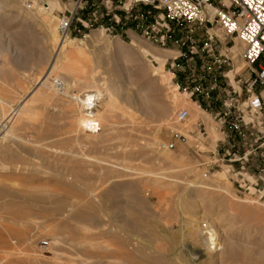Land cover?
<instances>
[{
    "label": "rangeland",
    "instance_id": "374dc122",
    "mask_svg": "<svg viewBox=\"0 0 264 264\" xmlns=\"http://www.w3.org/2000/svg\"><path fill=\"white\" fill-rule=\"evenodd\" d=\"M12 1L11 5L4 0L5 10L0 13V100H5L1 103L4 110L16 112L38 86L37 79L47 70L60 42L58 11L74 9L75 3ZM48 2L52 13L33 14L38 4ZM89 5L78 10L67 38L75 41L83 54L68 62L71 69L60 66L49 85L58 74L76 90L82 92L90 86L100 91L96 113L104 112L103 105L112 96L119 107L112 110L113 123L101 125L102 134L93 138L98 134L76 126L74 102L48 88L52 100L38 98L26 103L35 116L10 123L16 137L0 142L6 147V151L0 150V264H264L261 138L255 141V133L245 143L230 127L232 118L220 128L221 117L216 115L220 101L213 110L204 111L205 115L197 108L196 97L185 93L183 86L178 89L182 79L180 74L174 77L172 66L178 53L165 57L167 49L177 50V46L153 43L124 17L117 23L114 13L125 14L120 8L87 25L77 17L89 18ZM18 10L34 17L23 21L15 16ZM53 34L57 38L53 39ZM253 66L258 68L259 62ZM237 68L241 71L242 64ZM242 76L244 80L249 77L245 71ZM229 88L224 83L223 93ZM182 107L189 108L191 118L180 124L174 114ZM202 117L206 127L198 125ZM177 133L186 140L181 141ZM172 141L175 148L167 146ZM248 148L256 154L245 159ZM236 153L241 158L235 160ZM76 176L86 178L93 190L88 198L93 196L103 226L66 218L69 227L63 228L56 220V202L67 194ZM149 177L160 180L156 184L142 181ZM117 183L134 186V196L117 195L104 202ZM82 188L80 183L75 186L76 201L85 197ZM124 200L135 205L136 217L146 218L155 238L120 230L124 213L113 205ZM196 223L201 227L210 223L217 231V251L212 259ZM122 236L133 240L127 251L122 248ZM56 237L80 241L82 250L78 252ZM44 239L49 240L48 250L40 248ZM135 245L148 254L132 250ZM157 257L163 263L156 262Z\"/></svg>",
    "mask_w": 264,
    "mask_h": 264
},
{
    "label": "built area",
    "instance_id": "2783aa9c",
    "mask_svg": "<svg viewBox=\"0 0 264 264\" xmlns=\"http://www.w3.org/2000/svg\"><path fill=\"white\" fill-rule=\"evenodd\" d=\"M73 1L74 9L58 11L61 36H70L78 10L89 4L90 17L85 20L77 17L87 25L117 8L124 10V16L114 13L117 23L124 17L153 43L163 46L171 43L178 47V55L172 62L174 77L180 74L182 79L178 89L183 86L185 93L196 97V103L205 111L213 110L220 101L221 110L216 114L221 117L220 128L227 118H232L230 127L245 143L257 133L255 141L261 138L259 147L264 158V0ZM114 5L116 9H112ZM257 62L259 66L255 68L253 65ZM238 63L243 66L241 71ZM244 71L249 76L245 80ZM224 83L230 87L225 93ZM190 118L191 112L186 107L174 114L176 123H187ZM197 121L199 126L206 127L203 117ZM90 130L97 132L99 122L93 121ZM177 135L185 141L181 133ZM175 145V141L167 144L169 148ZM253 153L248 148L243 158L248 159ZM234 155L235 160L240 157L237 153ZM49 245V240L44 239L40 248L48 250Z\"/></svg>",
    "mask_w": 264,
    "mask_h": 264
},
{
    "label": "bare ground",
    "instance_id": "6f19581e",
    "mask_svg": "<svg viewBox=\"0 0 264 264\" xmlns=\"http://www.w3.org/2000/svg\"><path fill=\"white\" fill-rule=\"evenodd\" d=\"M5 1L11 5L14 3L12 0H11V2H9V0H5ZM69 6H73V4H70ZM4 10H5L4 0L3 1L0 0V13ZM44 10L46 12L50 11L52 13L53 9H52L51 3H49V2L45 3L44 6H39V4H38V6L36 7V12H34L33 14L36 15V13L42 12ZM22 13L23 12L18 10L16 12L15 16L21 17L22 19H24L23 21H29L30 19H32L34 17V15H32V14L24 15ZM58 22H59V18H58ZM58 33H59V31H58ZM54 38H57L56 34H53V39ZM67 38H68V36L67 37L61 36V34L59 33V41L60 42L54 49V52H53L52 58L49 62V65L47 67V70L45 71V73H43V75L39 79H37L36 85H38V86L35 89H32L29 96L26 97L22 101L23 106L21 107V109H19L16 112H15V109L10 110V111H6L2 108V104H1V103L5 102V100H2V99L0 100V105H1L0 106V118H2L0 121V142L2 141V139L12 140L16 137V135L14 133V129L11 126V124H14L16 121L21 122V120L23 119L24 116H35L36 115V113H34L32 111V109L28 105H26V103H28L30 100L33 101V100L38 99V98H41V99H44L47 101L53 99L52 95L49 94L47 91L48 88L52 89L56 94H59V95L61 94L60 96L68 97V99L70 98V100L74 102V105L77 107V110L75 109L77 112L76 119H75V121H77L76 126H79V127L83 128L84 130L87 129L92 134L93 131L90 130L91 123L95 120L99 122V130L97 132L93 133V134H98V135H93V138L98 137L99 135L102 134V126L103 125L104 126L105 125H111L113 123V119H114L113 117L114 116L112 115V110L116 109V107H117V100L113 96L110 98L109 103H105L104 105L102 104L104 112L96 113L95 109L98 105V102H99L98 100H99V96H100V91H98L97 89H91L92 87L89 86L90 88L88 87V89L81 92L79 90L72 88V85L68 81L64 80L62 77L60 78L58 76V74L55 75L56 77L54 76V78L56 80L55 83H53L51 86L49 85V79L52 77L53 74H56V71H57V69L60 68V66H66L67 68L71 69L68 62H70L76 55H82L83 54V52H82V50H80L81 48L78 46V44H76L75 41H73V40H67ZM176 53H178L177 50L167 49L165 57L172 56ZM159 70H160V68H157L155 70V73L158 74ZM181 95H182V93H181ZM3 97H5V96H3ZM134 100H135V98H134ZM89 101H90V103H89ZM188 103L193 107L195 105H197L195 102H192V101H188ZM197 108L200 111L204 112V110L199 105H197ZM157 112H159V111H157ZM204 113H206V112H204ZM100 118H103L104 123H101ZM74 127L75 126H73V128ZM183 139H185V137ZM161 145H162V143L160 144V147H162ZM94 146H98V143L94 142ZM1 149H5V151H6V147H4V145H2V144H0V150ZM164 157H166L167 159H171L170 157H168L166 155ZM158 180H160V179L157 177H153V178L149 177V178L142 179V181H146V183H150V184H156V183H158ZM78 183L82 184V186L85 187V188H82V190H83V192H86V193H85V197H80V200L76 201L74 198V197H76V194H74V191H75V186H77ZM87 183H88V181L86 178L84 179V178H80V177L76 176V181H75V183H73V185H70L71 187H69L67 189V191H68L67 194L59 196V199L56 202V207L54 208L53 211H55V213H56L55 214L56 220L60 221V227L61 226L63 228L69 227L68 224H66L64 222V220L66 218L71 219V220H76L79 222H84V223H93V225H96V227H101L104 225L102 223V220L99 219V215L97 214V210H96L94 204L92 203L93 196H92V199H90L91 198L90 194H93L92 193L93 190L90 187H88ZM133 187L134 186H132L130 184L129 185L127 184V186H123V184L121 185L120 183L114 184V186H112V188L107 192V194L103 198V200H104V202L112 200L117 195L121 198L124 196L131 198L132 194L135 192V189ZM155 188H157V187H155ZM2 192L7 194V191H5V189H3ZM48 195L50 196L51 192L48 193ZM195 195H196V193H195ZM88 196L90 198H88ZM133 196H134V194H133ZM202 199H203V197H202ZM116 208H119L121 210V213H124L122 215L121 219L119 220V222H120L119 227L121 228V229L119 228L120 230H124V231L127 230L128 231L129 229H131L132 231H138V232L142 233L143 235H147L151 238H155L156 235H155L154 231L150 228L149 223H147L145 221L146 218L145 217L138 218L135 216L136 215L135 205L131 204L130 201L124 200L123 202H118L117 204L113 205V209H116ZM87 228H88V226H84V229H87ZM6 229L7 228L5 227V229H3V230H6ZM197 229L200 233L204 234L203 243L206 246V249L209 252V254H212L211 259L214 258V256H215L214 254L217 251V235H218L217 231L210 225V223H205V225H203V227H201V225H198ZM197 229L196 230L194 229V230L197 231ZM120 230H119L120 234L124 232V231L121 232ZM102 231L103 232L100 231L101 235L106 233L104 229H102ZM133 233H135V232H133ZM123 237L124 236H122V238ZM56 239L59 242L69 244L70 246L75 248L78 252H80L82 250L81 246L83 244L80 241H76L74 239H71L69 241H64L60 237H56ZM131 240L132 239H130L129 236L124 237L122 239L121 243H122V248L124 251H127L126 249L129 248L130 245L132 246V244H134L132 242L133 240L132 241ZM218 245H219V242H218ZM90 246L95 247V244L91 243ZM133 247L134 248L132 250H134V251H139L140 253L145 254V255L148 254L145 250H142L140 246L135 245ZM99 248L104 249L102 245L99 246ZM154 260L158 263L159 262L163 263L161 258L158 259V257H157ZM163 260H165V259H163ZM166 262H168V261H166Z\"/></svg>",
    "mask_w": 264,
    "mask_h": 264
},
{
    "label": "crops",
    "instance_id": "0c3cea01",
    "mask_svg": "<svg viewBox=\"0 0 264 264\" xmlns=\"http://www.w3.org/2000/svg\"><path fill=\"white\" fill-rule=\"evenodd\" d=\"M202 109H203V108H202ZM203 110H204V109H203ZM204 111H205V110H204ZM204 114H205V113H204ZM205 115H206V114H205ZM215 133L217 134V136L220 135L219 132L217 131V129L215 130Z\"/></svg>",
    "mask_w": 264,
    "mask_h": 264
},
{
    "label": "clouds",
    "instance_id": "9594fccd",
    "mask_svg": "<svg viewBox=\"0 0 264 264\" xmlns=\"http://www.w3.org/2000/svg\"><path fill=\"white\" fill-rule=\"evenodd\" d=\"M89 103H90V101H89Z\"/></svg>",
    "mask_w": 264,
    "mask_h": 264
}]
</instances>
